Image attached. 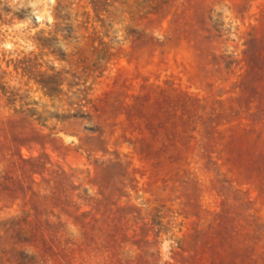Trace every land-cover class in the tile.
Returning <instances> with one entry per match:
<instances>
[{"label":"rangeland","instance_id":"374dc122","mask_svg":"<svg viewBox=\"0 0 264 264\" xmlns=\"http://www.w3.org/2000/svg\"><path fill=\"white\" fill-rule=\"evenodd\" d=\"M0 264H264V0H0Z\"/></svg>","mask_w":264,"mask_h":264},{"label":"trees","instance_id":"16d2710c","mask_svg":"<svg viewBox=\"0 0 264 264\" xmlns=\"http://www.w3.org/2000/svg\"><path fill=\"white\" fill-rule=\"evenodd\" d=\"M179 111V108L178 107H176L175 108V115L177 114V112ZM181 116H183V114L181 115ZM192 117V115H189L188 116V118L190 119ZM200 117H202V115L200 116ZM180 136H185L188 140H192V138H193V136L191 135V134H189V132L187 131V130H182L181 132H180Z\"/></svg>","mask_w":264,"mask_h":264}]
</instances>
